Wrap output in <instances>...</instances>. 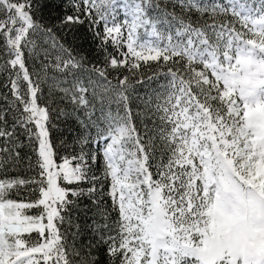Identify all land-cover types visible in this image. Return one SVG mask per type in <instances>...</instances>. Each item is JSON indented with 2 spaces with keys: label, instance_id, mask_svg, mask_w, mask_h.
Listing matches in <instances>:
<instances>
[{
  "label": "snow or ice",
  "instance_id": "1",
  "mask_svg": "<svg viewBox=\"0 0 264 264\" xmlns=\"http://www.w3.org/2000/svg\"><path fill=\"white\" fill-rule=\"evenodd\" d=\"M0 264H264V0H0Z\"/></svg>",
  "mask_w": 264,
  "mask_h": 264
}]
</instances>
